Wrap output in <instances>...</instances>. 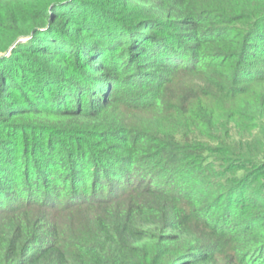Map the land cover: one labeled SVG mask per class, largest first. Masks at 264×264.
<instances>
[{"label":"trees","instance_id":"1","mask_svg":"<svg viewBox=\"0 0 264 264\" xmlns=\"http://www.w3.org/2000/svg\"><path fill=\"white\" fill-rule=\"evenodd\" d=\"M0 264H264V0H0Z\"/></svg>","mask_w":264,"mask_h":264},{"label":"rangeland","instance_id":"2","mask_svg":"<svg viewBox=\"0 0 264 264\" xmlns=\"http://www.w3.org/2000/svg\"><path fill=\"white\" fill-rule=\"evenodd\" d=\"M254 144H255V143H252V144H251V147H253V146H254ZM261 147H262V146H261Z\"/></svg>","mask_w":264,"mask_h":264}]
</instances>
